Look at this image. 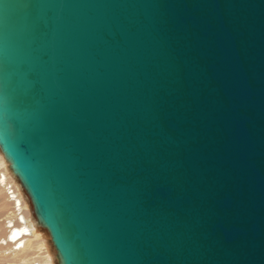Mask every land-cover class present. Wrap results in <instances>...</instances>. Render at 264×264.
<instances>
[{"label": "water", "instance_id": "water-1", "mask_svg": "<svg viewBox=\"0 0 264 264\" xmlns=\"http://www.w3.org/2000/svg\"><path fill=\"white\" fill-rule=\"evenodd\" d=\"M0 151L60 264H264V0H0Z\"/></svg>", "mask_w": 264, "mask_h": 264}, {"label": "bare ground", "instance_id": "bare-ground-1", "mask_svg": "<svg viewBox=\"0 0 264 264\" xmlns=\"http://www.w3.org/2000/svg\"><path fill=\"white\" fill-rule=\"evenodd\" d=\"M8 163L9 162L5 159V157L0 151V185L4 184L5 178H9L10 181H12L16 185V188L19 192L20 197L14 198L13 200L14 203H12L13 205L9 201L8 203H10L12 206L11 208L14 209L15 203L20 205V203H22L21 200L23 201L22 205L24 207L25 214L23 212L21 215L25 216L24 218L25 224L23 226H18V227L16 226V227L9 228V226L7 225L8 221L5 222L6 220L4 219L5 221L3 223V227L4 229H6V231H5L3 238L0 239V244L2 246L4 245V247H2L5 249L3 251V254H6L7 257L8 256L11 257V261L7 262V264H56L54 256L51 254L52 253L51 249L47 247L46 244L42 241L41 239L42 233L38 232L39 222L37 221V219H35L36 217L34 218L30 216L27 210H25V208L27 209V206L25 204L26 196L22 191L20 183L16 182L17 179L15 178L13 172L11 171L10 164ZM9 236H12V238H19L17 242H23V247L21 250H17V251L13 250V245L8 243ZM21 254H25V255L24 256L22 255L23 256L22 257Z\"/></svg>", "mask_w": 264, "mask_h": 264}, {"label": "rangeland", "instance_id": "rangeland-1", "mask_svg": "<svg viewBox=\"0 0 264 264\" xmlns=\"http://www.w3.org/2000/svg\"><path fill=\"white\" fill-rule=\"evenodd\" d=\"M16 182H18V180ZM1 186L2 185H0V239L3 238V236L5 234V231H6V229H4V227H3L4 221L6 220L5 222H7L11 218H13V213L11 212L12 211V208H11L12 206H11L10 203H8L9 200L6 197V195H5V193H4V191H3ZM22 191H23V189H22ZM23 193L25 194L24 191H23ZM25 196H26V194H25ZM25 204L27 206V209L25 208V210H27V212L29 213L30 216L35 218V216H34V214L32 212V206L29 203V200H28L27 196L25 198ZM38 225H39L38 226V232L42 233V236H41L42 241L46 244L47 247H49L51 249V252H52L51 254L54 256L55 263L56 264H60V262L58 260L57 253H56V251H55V249H54V247H53V245L51 243V240H50V237H49V234H48L47 230L45 228H43L39 223H38ZM2 247H4V245L2 246L0 244V264H7V262L11 261V257L10 256L7 257L6 254H3V251L5 249L2 248ZM22 255L24 256L25 254H21V256ZM19 257H20V255H19Z\"/></svg>", "mask_w": 264, "mask_h": 264}, {"label": "built area", "instance_id": "built-area-1", "mask_svg": "<svg viewBox=\"0 0 264 264\" xmlns=\"http://www.w3.org/2000/svg\"><path fill=\"white\" fill-rule=\"evenodd\" d=\"M1 187H2L6 197L8 198V200L11 204L14 203L13 202L14 198L20 197L19 192L16 188V185L12 181H10L9 178H5V182ZM21 202L23 203L22 200H21ZM22 203H20L21 206L19 204L15 203L14 209L12 208L13 218H11L7 222V225L9 226V228L16 227V226L17 227L23 226L25 224L24 223L25 216L21 215L23 212L25 214L24 207H23ZM26 220H27V218H26ZM18 239L19 238H12V236L8 237V240H9L8 243L13 245L14 251L21 250L23 247V242H17Z\"/></svg>", "mask_w": 264, "mask_h": 264}]
</instances>
